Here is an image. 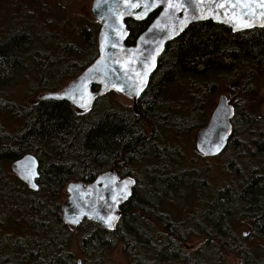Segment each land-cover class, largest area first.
Returning <instances> with one entry per match:
<instances>
[{
  "label": "trees",
  "instance_id": "16d2710c",
  "mask_svg": "<svg viewBox=\"0 0 264 264\" xmlns=\"http://www.w3.org/2000/svg\"><path fill=\"white\" fill-rule=\"evenodd\" d=\"M39 4L45 2L0 0V27L2 20L14 25L4 39L0 28V104L8 100L2 92L15 83L27 64L41 66L39 82L30 85V95L36 96L57 92L60 80L75 79L98 57L97 22L81 17L80 24L76 19L65 20V9L54 7L51 34L35 25V13H14L20 6L39 11ZM158 14L145 21L128 20L127 45H134ZM26 18L31 25L23 27L19 21ZM75 55L80 57L79 64ZM263 77L264 29L234 34L229 27L208 21L191 25L166 46L137 112L116 104L114 94L98 99L86 113L55 100H38L25 111L14 112L20 131L4 136L0 126V264H74L67 252L72 231L62 220L57 198L68 183L88 184L112 169L135 177L137 183L113 230L92 221L78 227L83 231L80 250L85 255L91 247L100 250L120 245L136 264H224L226 254L243 264H264V116L258 97ZM170 85L180 95L166 102ZM220 88L234 107L228 149L237 158L249 154L258 158L262 171L254 170L244 179L238 159L229 161L226 173L236 181L211 195L201 183L197 187L201 207L174 222L166 207L180 202L182 190L193 192L192 181L197 179L193 167H184L185 155L177 144H191L195 131L206 125ZM169 132L175 134L177 144L166 147ZM26 155L39 162L36 192L6 170L8 163ZM243 225L248 228L247 236L237 230ZM13 226L18 229L5 242L2 233ZM158 229L168 237L155 235ZM190 235L207 236L210 250L184 252Z\"/></svg>",
  "mask_w": 264,
  "mask_h": 264
},
{
  "label": "water",
  "instance_id": "95a60500",
  "mask_svg": "<svg viewBox=\"0 0 264 264\" xmlns=\"http://www.w3.org/2000/svg\"><path fill=\"white\" fill-rule=\"evenodd\" d=\"M157 10L160 13L149 28L133 46H128L130 32L126 22L145 21ZM91 15L100 24L97 59L59 92L42 93L39 99L66 101L86 113L99 98L117 93L132 100L137 112L138 100L168 43L200 22L227 26L234 34L264 29V0H94ZM93 87L98 91H93ZM233 114L228 98L221 95L209 121L197 133L195 149L200 156L213 159L226 150ZM38 170L39 162L32 155L11 166L12 173L32 192L38 190ZM133 186L131 179L120 181L114 170L92 183H70L60 207L62 219L71 228L92 221L113 230L121 208L132 196Z\"/></svg>",
  "mask_w": 264,
  "mask_h": 264
},
{
  "label": "rangeland",
  "instance_id": "374dc122",
  "mask_svg": "<svg viewBox=\"0 0 264 264\" xmlns=\"http://www.w3.org/2000/svg\"><path fill=\"white\" fill-rule=\"evenodd\" d=\"M49 4L52 5L53 9L56 7L57 9L63 8L65 9V20L70 18H76L81 17L84 18L86 21L93 23L96 22L92 15H91V6L93 3V0H48ZM2 9L5 12H8L9 8L6 5H3ZM26 13L27 15L32 16L33 13L37 14L40 11H35V8L33 6L28 8H23L20 6V8H15L14 13L19 14L20 11ZM59 10V9H58ZM22 23L25 27L26 25H31V21L29 19H25L23 21H19ZM43 22L40 20V18H36L35 25L37 27H41V24ZM14 25H11L10 22L2 20V25L0 28H2V36L3 38L4 34L9 32ZM18 28V27H17ZM15 28V29H17ZM0 38V39H1ZM80 44V43H79ZM80 48V45L77 47ZM75 57V63H80V57ZM41 69V66L37 65L34 66L33 64H27L26 68L21 71V73L18 75L15 83L10 86L9 89L2 92V98H7L8 100L3 101L0 104L2 106V109L0 110V126L2 128V131L6 134H3L4 136H8L7 134H12L20 131L21 124L19 122V119L14 115V112L20 111L21 112L26 110V106H32V104L38 102L39 96H31L30 95V85L38 83L39 77V71ZM71 80L64 79L60 80V88L59 90L63 89ZM259 110L260 113L264 116V77L262 78L260 85H259ZM58 90V91H59ZM169 96L165 97L166 102H172V98L175 95H180V91L178 89H175L172 87V85L169 86ZM42 94V93H41ZM221 95H227L225 90L223 88H220V92L218 96L216 97V104L219 96ZM113 101L121 105L123 107H132V101L126 98L123 95L120 94H114L112 95ZM7 103H11L14 105V109H12L10 106H8ZM195 134L193 136L192 143H178L175 140V134L173 132H169V134L165 135V142L167 143L166 147H171L174 145H178L181 147V149L184 152L185 158H184V167L190 168L193 167L195 169L196 175H197V181L193 180L192 182H195L194 186L195 188L190 189L194 190L193 192H190L189 190H182L180 192V196L178 197V202L176 206H169L166 207V213H170L174 222H181L185 219L186 214L189 212V215H193L202 205L201 201L202 198L198 197V191L197 187H202L200 184L205 183V187L203 190H207L208 194L216 193L218 190H221L225 185L230 184L231 181H236L235 179L228 177L225 166H227L229 161L237 160V163L240 166V169L242 170L244 174V179L249 178L250 174L257 170L261 172L263 165L260 162L258 158H252V155H245L241 156V158H237L235 151L233 149L226 150V153L222 156H219L217 158L213 159H205L201 156H198L197 152L195 151ZM165 134V133H164ZM244 139V136H243ZM164 140V139H163ZM161 140L160 142H163ZM144 167H140L139 171L142 172ZM6 170L8 172H11V164L8 163L6 165ZM12 174V172H11ZM200 195H203V192H199ZM66 198V187L63 190V194L57 198L59 200V213L61 215V204L63 200ZM192 212L190 213V211ZM10 226H12V223H9ZM18 229L17 226H13L11 228H8L7 231L5 230L4 233H2V237L5 242L9 241V239H12L11 234L12 232H16ZM237 230L239 233H242L245 231L248 232V228L246 226H241L240 228L237 227ZM73 239L69 245V249L71 255L74 258V264H136V261L133 259L128 258V256H125L121 246L116 247H104L102 249H97V247H91V250L89 251V255H85L80 250V236L82 234V230L71 229ZM159 231V229H158ZM193 233L197 234L196 230L193 231ZM160 234L162 237L160 238H167L168 233H164V231L160 230L159 233H156L155 235ZM154 235V236H155ZM193 235V234H192ZM190 235L188 239L186 240V243L183 246V251L187 254L196 253L198 250H201L202 248H206V250H210L211 246L206 245L209 238L207 236L197 237L201 234H197V236ZM159 236V235H158ZM192 236V237H191ZM172 238V237H171ZM173 239V238H172ZM115 244V243H114ZM93 248V249H92ZM224 264H243L241 259L236 258L235 256L231 254L224 255Z\"/></svg>",
  "mask_w": 264,
  "mask_h": 264
},
{
  "label": "flooded vegetation",
  "instance_id": "af4514ba",
  "mask_svg": "<svg viewBox=\"0 0 264 264\" xmlns=\"http://www.w3.org/2000/svg\"><path fill=\"white\" fill-rule=\"evenodd\" d=\"M42 1L45 2V4H39V9L38 10L40 12L35 14V15H36V18H40V20L43 22L41 24V27L45 28L47 30V33H51L52 34V33H54V27H53V23H52L53 22V20H52V12H51L53 10V7H52L51 4H49L47 2L48 0H42ZM42 12H44V13H42ZM74 19L77 20L76 21L77 24H80V17L76 16V18H70L68 20H74ZM74 23L75 22H72L71 24H74ZM200 23H202V22H200ZM76 111L80 112L78 109H76ZM157 135H161V132H157ZM161 139H162V137H161ZM126 176H127L128 179L132 180V182L134 183V186H135L136 183H137V180H136L135 177H133L131 175L122 176V175L118 174V178H119L120 181L122 179L126 178ZM134 186H133V188H134ZM242 234L244 236L248 235V233H246L245 231H243Z\"/></svg>",
  "mask_w": 264,
  "mask_h": 264
},
{
  "label": "bare ground",
  "instance_id": "6f19581e",
  "mask_svg": "<svg viewBox=\"0 0 264 264\" xmlns=\"http://www.w3.org/2000/svg\"><path fill=\"white\" fill-rule=\"evenodd\" d=\"M195 24H196V23H195ZM188 28H189V27H188ZM188 28H187V29H188ZM187 29H186V30H187ZM250 31H251V30H250ZM182 34H183V33H182ZM176 39H177V38H176ZM127 41H128V40H127ZM171 42H172V41H171ZM168 44H169V43H168ZM130 46H133V45H130ZM156 70H157V69H156ZM155 72H156V71H155ZM155 72H154V73H155ZM154 73H153V74H154ZM153 74H152V75H153ZM151 77H152V76H151ZM151 77H150V79H151ZM93 91H98V89L95 90V87H93ZM144 92H145V91H144ZM144 92H143V93H144ZM48 93H51V92H48ZM143 93H142V94H143ZM40 95H41V94H40ZM140 97H141V96H140ZM226 97L228 98L227 95H226ZM102 98H103V97H102ZM99 99H100V98H99ZM139 99H140V98H139ZM228 99H229V98H228ZM39 100H40V99H39ZM161 100H162V99H161ZM138 101H139V100H138ZM232 107H233V106H232ZM215 108H216V107H215ZM233 110H234V107H233ZM213 111H214V110H213ZM213 111H212V112H213ZM212 112H211V113H212ZM209 118H210V115H209V117H208L207 122L209 121ZM232 126H233V124H232ZM232 131H233V128H232ZM197 133H198V131L196 132L195 137H197ZM231 134H232V132H231ZM231 134H230V136H231ZM229 138H230V137H229ZM228 146H229V139H228ZM228 146H227L226 150L228 149ZM159 147H160V146H159ZM160 148H161V147H160ZM226 150H225L221 155H223V154L226 152ZM155 155H156V154H155ZM221 155H220V156H221ZM16 162H17V161H16ZM12 164H13V163H12ZM12 164H11V166H12ZM112 170H114V169H112ZM109 171H110V170H109ZM11 172H12V171H11ZM114 172H115V170H114ZM105 173H106V172H105ZM115 173H116V172H115ZM12 174H13V173H12ZM38 174H39V170H38ZM13 175H14V174H13ZM116 175L118 176L117 173H116ZM15 176H16V175H15ZM98 177H99V176H98ZM98 177H97V178H98ZM97 178H96V179H97ZM126 178H127V177H126ZM38 179H39V178H38ZM38 179H37V180H38ZM96 179H95V180H96ZM124 179H125V178H124ZM95 180H94V181H95ZM94 181H93V182H94ZM70 183H75V182H70ZM70 183H68V184H70ZM91 183H92V182H91ZM36 184H37V181H36ZM68 184L66 185V187L68 186ZM37 186H38V185H37ZM133 189H134V188H133ZM133 189H132V194H133ZM37 191H38V190H37ZM128 201H129V200H128ZM124 205H125V204H124ZM159 207H160V206H159ZM121 209H122V208H121ZM158 209H159V208H158ZM120 217H121V215H120ZM62 220H63V219H62ZM119 220H120V218H119ZM119 220H118V221H119ZM3 222H4V221H3ZM63 222H64V221H63ZM117 223H118V222H117ZM81 224H82V223H81ZM81 224H80V225H81ZM65 225H66V224H65ZM80 225H79V226H80ZM79 226H78V227H79ZM68 227H69L70 229H76V228H78V227H76V228H71L70 226H68ZM78 264H79V262H78Z\"/></svg>",
  "mask_w": 264,
  "mask_h": 264
},
{
  "label": "snow or ice",
  "instance_id": "6c2138e0",
  "mask_svg": "<svg viewBox=\"0 0 264 264\" xmlns=\"http://www.w3.org/2000/svg\"><path fill=\"white\" fill-rule=\"evenodd\" d=\"M136 5H133V7H135ZM169 7H172V5L171 4H169L168 5ZM220 7H223V5H219ZM217 150H219V149H217ZM26 179H30V177H25ZM33 187H35V185H33ZM77 221H72V223H76Z\"/></svg>",
  "mask_w": 264,
  "mask_h": 264
}]
</instances>
